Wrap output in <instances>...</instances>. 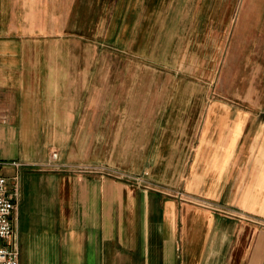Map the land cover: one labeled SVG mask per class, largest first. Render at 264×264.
Instances as JSON below:
<instances>
[{
    "label": "crops",
    "instance_id": "obj_1",
    "mask_svg": "<svg viewBox=\"0 0 264 264\" xmlns=\"http://www.w3.org/2000/svg\"><path fill=\"white\" fill-rule=\"evenodd\" d=\"M218 1L212 40L209 0H0V176L19 179L20 264H264V0L230 15ZM212 51L219 83L234 68L250 86L234 105L211 99L210 76L179 80ZM53 152L60 169L44 166Z\"/></svg>",
    "mask_w": 264,
    "mask_h": 264
},
{
    "label": "rangeland",
    "instance_id": "obj_2",
    "mask_svg": "<svg viewBox=\"0 0 264 264\" xmlns=\"http://www.w3.org/2000/svg\"><path fill=\"white\" fill-rule=\"evenodd\" d=\"M211 6H208V8H211L210 11V19H211V29L214 32V34L212 35V40H218V10H219V6H218V0H209ZM237 0H234L232 3H230V0H227V5H224L222 7V9L228 8V12L229 15L235 12V7L236 4H234ZM228 15V16H229ZM229 29V28H228ZM202 53L196 52L194 54V77L191 78L190 74L188 73V70L190 72V69H185L184 71H181V69L179 70V80H187V81H194L195 83H199L201 87H209L208 84L202 85V80L203 77H205V81L207 80V77L210 76V93H211V99H217L218 96L222 95L221 97L226 98V102L230 103L231 105H234V101L232 100L234 98V95L236 93V89L240 94H250V86L249 84H239V85H235L233 82V76H234V68H232L231 73L229 74V78L227 79L226 82H221L219 83V70H218V54L217 52H210V53H205V59L208 58V60H205L204 62V66L205 69H202V64H203V57H202ZM233 67V65H232ZM247 70H244L243 73V77H247ZM245 82V81H244ZM172 88V91H175L176 86H169ZM178 87V86H177ZM189 85H180L179 86V93H183L186 92L188 89ZM154 89L155 86L154 85H149L148 84V89ZM220 94V95H219ZM182 102H180L181 104ZM47 163L46 162L44 164V166H46L45 168L47 169H60L59 167L54 168V167H47ZM89 171V170H88ZM101 173L122 183L128 184L130 186H135L137 188H140L144 191H156V192H164L166 194H168L166 188H163L162 186H159L157 184H154L150 181H147L145 179V175L142 176H134V175H130V174H126L123 172H120L119 170H114V169H108V168H102ZM14 179V178H13ZM11 179L10 185H12L14 183V180ZM17 183L19 184V179L17 177ZM19 191H20V187H19ZM169 195V194H168ZM171 196H174L175 198L182 200V192L181 191H177L175 194H170ZM219 207V206H217ZM216 207V208H217ZM221 209V208H220ZM219 210V209H217Z\"/></svg>",
    "mask_w": 264,
    "mask_h": 264
},
{
    "label": "built area",
    "instance_id": "obj_3",
    "mask_svg": "<svg viewBox=\"0 0 264 264\" xmlns=\"http://www.w3.org/2000/svg\"><path fill=\"white\" fill-rule=\"evenodd\" d=\"M58 160V153L53 152L47 167H60L57 165ZM13 180L14 183L9 189L7 179L0 176V264H20L19 249L12 224V215L16 208L15 201L20 191L17 177Z\"/></svg>",
    "mask_w": 264,
    "mask_h": 264
}]
</instances>
